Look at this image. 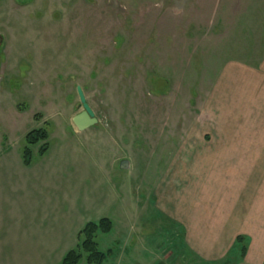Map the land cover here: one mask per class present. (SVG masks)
Listing matches in <instances>:
<instances>
[{"label": "rangeland", "instance_id": "obj_1", "mask_svg": "<svg viewBox=\"0 0 264 264\" xmlns=\"http://www.w3.org/2000/svg\"><path fill=\"white\" fill-rule=\"evenodd\" d=\"M0 36V234L19 227L0 264H63L79 249L81 237L32 246L68 223L65 193L90 222L112 220L95 236L102 264H209L169 218L180 202L163 183L177 178L187 194L208 166L203 194L231 195L233 212L259 218L240 234L264 257V0H0ZM78 86L99 120L83 131ZM18 112L27 129L52 128L29 166L25 138L17 159L4 139V115ZM49 171L51 185L35 179ZM240 252L234 241L221 261ZM78 264H91L86 253Z\"/></svg>", "mask_w": 264, "mask_h": 264}, {"label": "crops", "instance_id": "obj_2", "mask_svg": "<svg viewBox=\"0 0 264 264\" xmlns=\"http://www.w3.org/2000/svg\"><path fill=\"white\" fill-rule=\"evenodd\" d=\"M22 114L18 112L11 113L9 115H4V139H6L8 143H11L12 147L14 146L13 154L16 159L17 157H20L19 149L21 139L25 138L26 134L30 130L35 129L32 127L29 129L26 128V124L32 122V120L29 121L28 119V121L24 122V119L26 120V116ZM37 128H39V126ZM0 143H2L1 140ZM184 144L186 145L187 143H183L182 141L181 146L183 148L180 149V151H184ZM221 144L223 143H219L218 145ZM1 148H3V146H0V150ZM11 149L12 148H10L9 150ZM188 150H192V148L190 147ZM218 150L224 149L218 148ZM182 161H178L180 164V169L181 166L184 167V165L181 163ZM205 165L207 164L205 163ZM38 167L41 168V171H44L45 169L43 167V164L38 165ZM208 167H206L203 172H199L200 174H204L203 181H199L197 185L194 184V187L192 186L190 190H188L187 194L181 192L182 184H179L181 182L177 178L172 177L168 178L167 180H164V188L171 189L172 187H169L173 186V189L177 190V199L180 202L176 211L170 212L168 214L170 215L169 218L183 227L186 245L204 262H207L209 264H264V257L260 258L259 255L255 254L252 242H250V244L248 245L247 253L244 257L241 256L240 252V255L236 256L232 262L223 263L221 261L226 255L229 247L233 244L234 241H236V235L246 231V225L252 221L253 223H255V221L258 222L259 218H257L256 220L255 216H250L249 208H245L243 204L239 205L238 209L241 208L240 210H238L237 212H233L230 209V205L234 207L232 196L228 195V197H226V195L223 193H221L220 195H216L218 192L214 187L215 185L211 187L217 193H208L207 195L206 192H204L203 194L202 191L209 189L210 185H212L209 184V174L206 172L207 170H210ZM180 169L179 171H176V173H184L181 172ZM167 174L168 176H170L169 171L167 172ZM193 174L194 171L189 172L187 175ZM43 176L44 177L36 175L35 179L39 180L40 178H42L44 184L51 185L52 180L50 176V171L48 176H45V173L43 174ZM163 183L161 185H163ZM207 184L209 185L207 186ZM161 189L162 188H160L157 194H154V199L157 207L162 208L165 211L166 203L164 200V194H161ZM120 198L121 197H116V200ZM68 202L70 204L69 207H64V209L68 210L64 214V219L66 220L68 218L69 220L68 223L65 224L64 228L61 227L60 234L57 232L56 229L50 228L46 232L47 235L42 236L40 238V241L32 245L33 247H71L72 245H75L77 241H79L80 232L90 221L87 217L88 214H83V209H80V207L78 208L75 206V202L74 199L71 197V194L65 193L64 204H67ZM181 206L183 207L181 208ZM53 210H55V208H51L48 213L50 214ZM2 228H4V224H0V232L1 230L4 231ZM9 229L10 227L6 226L7 232ZM17 229H19V227L17 226L10 229L12 230V238H9L11 240H7V237H5L4 240V235L0 234V262L4 253V245L5 247H8L11 244L14 246L18 245L19 233L17 232ZM40 231L41 230H39L38 234H40ZM62 231H65L67 233L66 240H64V237L61 234ZM71 250L73 249L71 248ZM71 250L67 251L64 254L62 258V263L64 257Z\"/></svg>", "mask_w": 264, "mask_h": 264}, {"label": "trees", "instance_id": "obj_3", "mask_svg": "<svg viewBox=\"0 0 264 264\" xmlns=\"http://www.w3.org/2000/svg\"><path fill=\"white\" fill-rule=\"evenodd\" d=\"M50 125L35 128L30 130L25 136L26 146L23 148L24 164L29 166L32 162V147L43 143L39 149L42 155L48 150V141L50 136ZM52 129V128H51ZM50 129V130H51ZM113 229V222L110 218H101L99 221L89 222L80 232L81 241L79 249L71 250L63 259V264H78L83 257V252L86 253V260L88 263L102 264L108 256V253L102 252L98 248L95 241V236L99 232L109 233ZM246 236L238 235L236 243L239 244L241 249V256L244 257L247 253Z\"/></svg>", "mask_w": 264, "mask_h": 264}, {"label": "water", "instance_id": "obj_4", "mask_svg": "<svg viewBox=\"0 0 264 264\" xmlns=\"http://www.w3.org/2000/svg\"><path fill=\"white\" fill-rule=\"evenodd\" d=\"M78 94L80 97L83 110L76 114L72 121L78 131L86 130L87 128L94 126L98 123V118L95 116L93 110L90 108L89 104L86 101L85 95L80 86H78ZM122 169H127L129 167V162L127 160L121 161Z\"/></svg>", "mask_w": 264, "mask_h": 264}, {"label": "flooded vegetation", "instance_id": "obj_5", "mask_svg": "<svg viewBox=\"0 0 264 264\" xmlns=\"http://www.w3.org/2000/svg\"><path fill=\"white\" fill-rule=\"evenodd\" d=\"M3 42L2 37L0 36V44Z\"/></svg>", "mask_w": 264, "mask_h": 264}]
</instances>
